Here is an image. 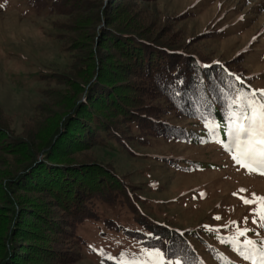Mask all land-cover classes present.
Wrapping results in <instances>:
<instances>
[{
  "label": "rangeland",
  "instance_id": "1",
  "mask_svg": "<svg viewBox=\"0 0 264 264\" xmlns=\"http://www.w3.org/2000/svg\"><path fill=\"white\" fill-rule=\"evenodd\" d=\"M32 1L0 0V126L17 138L27 134L36 146L60 122H55L56 111L61 110L59 105H54V97L45 96L43 91L56 88L65 95L69 94L66 85L58 84L61 72L72 73L69 67L71 57L63 50L67 35L58 29L57 22L68 24L71 16L64 12L68 11L66 7L58 14H50L43 10L41 2L36 6L42 10H38L32 6ZM87 1L89 4H83L84 8L93 7L95 11L97 0ZM101 1L104 2L99 8L101 11L106 7L109 10L125 7L122 12H115L118 13L115 14L118 21L112 22L131 19L134 27L147 28L145 37L152 33L160 42L179 47L191 56H198L207 62L224 63L241 73V77L248 80L253 88L264 89V0ZM76 42L81 48L89 43ZM95 44L99 61L111 62L112 44L108 41L99 45L96 40ZM129 81L132 84L119 87V90L123 88L119 93L131 98L135 95V87L144 83L140 78L135 80L133 77ZM121 83L128 84L127 81H120L117 85ZM78 94L76 92L75 98ZM139 95L150 104L163 105L167 111L159 115L178 126L177 132L183 129L184 133L195 134L197 138L185 140L171 135L165 139L145 135L136 128L125 129V140L130 148L99 144L73 148L69 152L66 150L71 149L69 144L61 146L59 153L64 156H60V161L68 162L71 158V162L110 167L124 177L128 185H134L137 203L151 220L187 231L186 234L198 233L194 238H188L195 243L206 239L232 259L240 261L229 246L222 244L217 235L206 230L204 225L217 228L230 221L242 222L245 216H249L250 206L244 205L239 195L251 197L252 193H256L264 196V176L240 169L220 143H202L197 135L202 129L201 124L186 110H178L177 113L170 110L167 105L170 102L158 90ZM37 107L46 113L39 115ZM3 140L5 138L0 135L1 144ZM19 161V154H11L7 149L0 151V185L6 184L4 173L10 165L19 167ZM85 167L82 170L87 172ZM92 175L98 177L94 172ZM241 188L247 191L234 196L233 193ZM201 193L204 195L201 196ZM30 194L23 196L35 197V194ZM97 209L99 214L95 220H86L76 228L83 243L82 257L74 264H104L105 260L115 263L107 259V255L119 257L121 252L139 254L141 248H146L124 231L126 226H137L126 207L103 205ZM215 216H220L221 220H215ZM107 220H111L114 228L108 227ZM240 226L244 227L242 223ZM247 227H256L251 223L250 216ZM258 230L260 237L264 238V229ZM234 231V228L221 227L220 235L230 236ZM249 237L257 238L252 233ZM101 250L105 255H101ZM202 256L207 264H215L208 254Z\"/></svg>",
  "mask_w": 264,
  "mask_h": 264
},
{
  "label": "trees",
  "instance_id": "2",
  "mask_svg": "<svg viewBox=\"0 0 264 264\" xmlns=\"http://www.w3.org/2000/svg\"><path fill=\"white\" fill-rule=\"evenodd\" d=\"M39 2L50 14L68 9L64 12L71 16L70 22L57 24L67 35L63 50L71 57L70 73L76 78L64 72L59 74L58 84L66 85L67 95L56 88L43 91L45 96L54 97L53 104L59 105L62 111H56L55 122H60L36 146L27 134L17 138L0 126V135L5 138L0 143V151L7 149L11 154H19L20 159V166L10 165L4 173L6 184L0 185V264L76 263L82 257L83 243L76 228L86 220H95L99 214L97 208L103 205L126 207L137 225L124 227L127 235L146 248H159L168 260L207 264L202 255L208 254L215 264H221L217 258L221 253L234 264L248 263L231 250L240 261L232 259L206 239L195 243L188 238L198 233L186 234L187 231L151 220L137 203L134 185H128L124 177L103 164L71 162V158L61 162L60 156L64 154L59 150L69 144L71 149H66L69 152L73 148L99 144L130 148L125 140V129L135 128L151 137L197 138L195 134L184 133L183 129L177 132L178 126L159 115L167 111L163 105L150 104L140 98L141 93L157 90L170 102L167 104L170 110L175 113L186 110L196 118L202 127L197 135L200 141L203 138L208 142L203 117H221L222 94L233 95L237 89H261L253 88L241 73L224 63L191 56L179 47L160 42L152 33L145 37L147 28L134 27L131 19L123 17L122 24L112 22L118 14L115 12L125 9L123 6L117 9L111 5V10L106 7L101 11L99 8L104 2L97 0L93 11L92 6L84 8L83 4H89L87 0H33L31 4L42 10L36 6ZM72 22L73 25H69ZM76 40L89 43L81 48ZM95 40L99 45L108 41L112 44L111 62L99 61ZM132 77L140 78L144 85L135 87V95L129 98L119 93L123 89L119 87H129ZM120 81L128 84L117 85ZM76 92L79 94L75 98ZM36 111L39 115L46 113L38 107ZM84 166L87 172L82 170ZM93 172L98 177H94ZM25 193L35 194V197L26 198ZM110 222L106 221L112 229ZM104 264L115 263L105 260Z\"/></svg>",
  "mask_w": 264,
  "mask_h": 264
},
{
  "label": "snow or ice",
  "instance_id": "3",
  "mask_svg": "<svg viewBox=\"0 0 264 264\" xmlns=\"http://www.w3.org/2000/svg\"><path fill=\"white\" fill-rule=\"evenodd\" d=\"M235 79L243 84L239 77ZM222 99L221 117L211 115L203 117L208 142L220 143L231 154L232 160L240 169H245L249 174L257 173L264 176V89L251 91L237 89L233 95L222 94ZM217 137L220 139H216ZM201 142L206 141L202 138ZM246 191L241 188L233 195ZM203 195L204 193H201V196ZM239 198L244 205L250 206L249 216L255 228L247 227L249 216H245L242 222L230 221L217 228L204 225V228L214 232L222 244L228 245L248 264H264V238H259L258 230L264 229V196L252 193L251 197L239 195ZM252 205L255 207H251ZM214 219L219 221L221 217L215 216ZM241 223L244 227L240 226ZM221 227L234 228L235 231L230 236H222ZM249 233L257 238H250ZM101 255H105L103 250ZM217 258L221 264H234L221 253L217 254ZM107 259L114 260L115 264H181L180 259L175 261L166 259V254L159 248H141L139 254L131 255L121 252L119 257L107 255Z\"/></svg>",
  "mask_w": 264,
  "mask_h": 264
}]
</instances>
